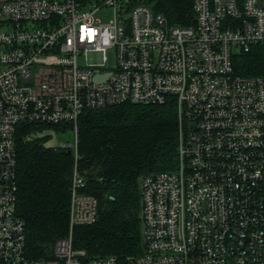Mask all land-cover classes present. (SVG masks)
Instances as JSON below:
<instances>
[{"label":"built area","instance_id":"obj_1","mask_svg":"<svg viewBox=\"0 0 264 264\" xmlns=\"http://www.w3.org/2000/svg\"><path fill=\"white\" fill-rule=\"evenodd\" d=\"M192 1L195 25L176 27L149 0H0V264H121L73 246L74 229L98 217L77 165L78 120L171 98L178 168L143 176L146 243L124 264H264V75H237L232 60L264 45V0ZM102 8L113 10L109 24L95 18ZM23 124L75 134L55 147L76 163L69 233L50 259L26 255L17 210Z\"/></svg>","mask_w":264,"mask_h":264},{"label":"trees","instance_id":"obj_2","mask_svg":"<svg viewBox=\"0 0 264 264\" xmlns=\"http://www.w3.org/2000/svg\"><path fill=\"white\" fill-rule=\"evenodd\" d=\"M169 26L196 23L192 0H149ZM237 75H264V45L233 55ZM17 128L19 216L26 223V255L50 259L55 243L70 228L71 175L76 160L48 145V128ZM77 165L85 179L84 193H102L97 221L74 229L73 246L87 259L115 257L124 264L143 254V221L138 179L178 168L179 117L174 98L163 105L124 103L86 110L78 120Z\"/></svg>","mask_w":264,"mask_h":264},{"label":"rangeland","instance_id":"obj_3","mask_svg":"<svg viewBox=\"0 0 264 264\" xmlns=\"http://www.w3.org/2000/svg\"><path fill=\"white\" fill-rule=\"evenodd\" d=\"M95 18L102 24H109L114 19L113 10L110 8H102L95 14ZM41 135L49 137L48 145L51 147H58L61 144L69 145L75 143L74 131L69 127L48 128L44 130Z\"/></svg>","mask_w":264,"mask_h":264},{"label":"water","instance_id":"obj_4","mask_svg":"<svg viewBox=\"0 0 264 264\" xmlns=\"http://www.w3.org/2000/svg\"><path fill=\"white\" fill-rule=\"evenodd\" d=\"M104 78H106V76L105 77H97L96 78V81H101ZM67 153L68 154H71V151L68 150ZM142 178H143V176L139 177V179H138V185H139V187L141 185ZM91 195L94 196L97 199V205H98L97 206V211L99 213L100 210H101V205H102V193L101 192H92ZM141 216H142V212H141ZM144 230H145V227L143 226V232H144ZM145 243H146V241H145V239H143V246L145 245Z\"/></svg>","mask_w":264,"mask_h":264}]
</instances>
